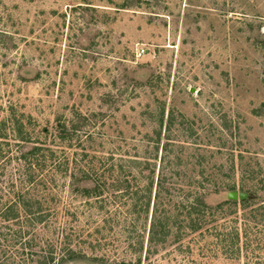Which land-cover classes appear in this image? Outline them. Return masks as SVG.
<instances>
[{
  "label": "rangeland",
  "instance_id": "1",
  "mask_svg": "<svg viewBox=\"0 0 264 264\" xmlns=\"http://www.w3.org/2000/svg\"><path fill=\"white\" fill-rule=\"evenodd\" d=\"M0 146L40 147L31 211L48 215L0 224V264H264V0H0ZM19 174L0 163V209ZM150 181L147 213L113 192L144 203ZM230 188L255 198L225 204ZM200 203L245 252L190 231Z\"/></svg>",
  "mask_w": 264,
  "mask_h": 264
},
{
  "label": "trees",
  "instance_id": "2",
  "mask_svg": "<svg viewBox=\"0 0 264 264\" xmlns=\"http://www.w3.org/2000/svg\"><path fill=\"white\" fill-rule=\"evenodd\" d=\"M165 128H167V132L171 129L172 126V115L170 114L169 117H167L166 122L164 124ZM75 128V127H74ZM21 142L26 143L23 138H20ZM168 139V138H167ZM40 151V147H32L30 151L20 153V156L18 158L16 157H9L5 156L7 152L2 150L0 146V163L6 159L8 163L10 162H16L19 164V168L24 172L25 177L19 174V183L17 184H12L9 190L14 194V198L11 202L7 203L4 205V208L0 209V224H12V225H18L19 227L22 226V224H28L31 225L33 221L37 222V224H46L48 221V215L43 214L41 212V209H37V212H32L31 210L34 208L35 204L33 201H35V198L38 196L37 194V189L40 187H43V181H36L34 180V169L35 168H45V160L46 157H41L39 156L38 152ZM48 162V161H47ZM45 171H47L45 169ZM140 172L143 174V172H146L144 167L141 168ZM46 172L45 174H47ZM85 182L86 184H91L89 187H83L82 188V195L87 198V199H98L101 198L102 194L104 191H102L99 185L96 183L91 182V177H81L80 181ZM158 181V180H157ZM162 180H159L157 182V188L160 189V184ZM78 182V181H77ZM46 184V182H45ZM147 187H145L144 191H146V197H144V203H140L143 200V198L137 197V192L136 191H130V189L125 187L124 189L118 190L117 188L113 192H120L122 190V196L129 197L130 200H132V208L133 212L136 213L137 209L136 207H139L141 210H144L145 213L148 212L149 209V196L151 197V187L153 183L151 181L146 184ZM28 186V187H26ZM32 188L33 193H29V189ZM139 189V188H138ZM228 191H234V189L230 188ZM131 192V193H130ZM48 196V194H47ZM155 200L159 199V192L155 194L154 197ZM37 200V199H36ZM156 202V207L155 210L153 209V218H152V223H151V229H150V238L149 241L151 243H155L154 238L161 236V239H164V237L167 234L168 226L163 224L162 221V214H159V212H163L160 210L162 207L161 204ZM244 203V202H243ZM225 204L229 205H236L237 202H228L225 200ZM140 205V206H139ZM201 205V203H200ZM198 205V206H200ZM193 206V205H192ZM191 206V207H192ZM202 211L197 210V214L193 215V213L188 212L187 217L190 218V226L189 228L191 229L190 231L195 232L199 230L200 226L204 223H206V227L204 229V233L207 234L210 237H213L217 244L222 246L224 249L225 254L228 256H233L236 253H240L241 250H244V252L247 249L248 243L250 242V235L248 236L247 231L237 228V227H232L226 231H218L219 226L215 225H207L208 224V216H210L211 212H208V208L203 205L200 206ZM139 209V210H140ZM210 211V210H209ZM200 214V215H199ZM195 216V217H193ZM166 224V223H165ZM201 236L203 235V232L201 231L199 233ZM160 239V240H161ZM249 240V242H247ZM259 241V239H258ZM251 243V242H250ZM217 246V245H216ZM64 251V250H63ZM67 256L65 257L64 256ZM62 256H60V261L65 262L66 260L73 261L74 260V252L71 251L70 249H67ZM44 262V261H43ZM46 262V261H45Z\"/></svg>",
  "mask_w": 264,
  "mask_h": 264
},
{
  "label": "water",
  "instance_id": "3",
  "mask_svg": "<svg viewBox=\"0 0 264 264\" xmlns=\"http://www.w3.org/2000/svg\"><path fill=\"white\" fill-rule=\"evenodd\" d=\"M255 197L244 192L231 191L227 194V199L229 201H245L253 200Z\"/></svg>",
  "mask_w": 264,
  "mask_h": 264
},
{
  "label": "built area",
  "instance_id": "4",
  "mask_svg": "<svg viewBox=\"0 0 264 264\" xmlns=\"http://www.w3.org/2000/svg\"><path fill=\"white\" fill-rule=\"evenodd\" d=\"M144 53V50L140 49L137 51L136 56H141Z\"/></svg>",
  "mask_w": 264,
  "mask_h": 264
}]
</instances>
